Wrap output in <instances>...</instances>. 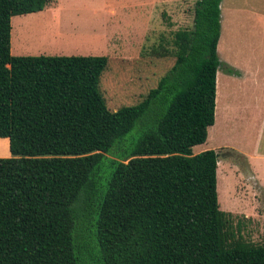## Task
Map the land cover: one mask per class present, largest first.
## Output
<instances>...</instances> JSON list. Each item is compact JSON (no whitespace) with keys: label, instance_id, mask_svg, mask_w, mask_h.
Segmentation results:
<instances>
[{"label":"trees","instance_id":"trees-1","mask_svg":"<svg viewBox=\"0 0 264 264\" xmlns=\"http://www.w3.org/2000/svg\"><path fill=\"white\" fill-rule=\"evenodd\" d=\"M48 1L0 0V264H264L218 207L216 152L192 153L214 121L221 0H195L172 65L113 111L106 56L10 54V18Z\"/></svg>","mask_w":264,"mask_h":264},{"label":"rangeland","instance_id":"rangeland-1","mask_svg":"<svg viewBox=\"0 0 264 264\" xmlns=\"http://www.w3.org/2000/svg\"><path fill=\"white\" fill-rule=\"evenodd\" d=\"M194 2L49 0L10 18V54L106 56L99 88L113 111L138 102L172 65L163 48L175 30L191 27ZM216 52L214 121L192 153L218 154L219 209L231 213L235 235L264 245V0H221ZM139 131L135 124L105 155L115 157ZM8 156L0 138V157Z\"/></svg>","mask_w":264,"mask_h":264},{"label":"water","instance_id":"water-1","mask_svg":"<svg viewBox=\"0 0 264 264\" xmlns=\"http://www.w3.org/2000/svg\"><path fill=\"white\" fill-rule=\"evenodd\" d=\"M217 156H218V154L215 155L216 160H217Z\"/></svg>","mask_w":264,"mask_h":264},{"label":"crops","instance_id":"crops-1","mask_svg":"<svg viewBox=\"0 0 264 264\" xmlns=\"http://www.w3.org/2000/svg\"><path fill=\"white\" fill-rule=\"evenodd\" d=\"M7 139V138H6ZM7 148H8V140H7Z\"/></svg>","mask_w":264,"mask_h":264},{"label":"bare ground","instance_id":"bare-ground-1","mask_svg":"<svg viewBox=\"0 0 264 264\" xmlns=\"http://www.w3.org/2000/svg\"><path fill=\"white\" fill-rule=\"evenodd\" d=\"M218 162V161H217Z\"/></svg>","mask_w":264,"mask_h":264}]
</instances>
